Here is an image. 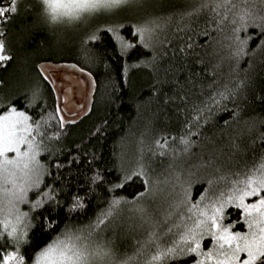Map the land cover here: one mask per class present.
Segmentation results:
<instances>
[{
	"label": "trees",
	"instance_id": "16d2710c",
	"mask_svg": "<svg viewBox=\"0 0 264 264\" xmlns=\"http://www.w3.org/2000/svg\"><path fill=\"white\" fill-rule=\"evenodd\" d=\"M160 5L155 32L126 9L62 30L37 0H17L0 23L11 57L0 66V114L14 106L40 126L37 203L18 239L0 232L5 252L23 264L69 237L104 243L112 264H149L176 243L178 225L192 222L186 206L208 196L224 205L225 225L246 230L242 207L218 200L264 178V0ZM45 59L95 76L92 111L78 123L61 125L36 67ZM193 261L191 253L153 264Z\"/></svg>",
	"mask_w": 264,
	"mask_h": 264
},
{
	"label": "snow or ice",
	"instance_id": "6c2138e0",
	"mask_svg": "<svg viewBox=\"0 0 264 264\" xmlns=\"http://www.w3.org/2000/svg\"><path fill=\"white\" fill-rule=\"evenodd\" d=\"M129 0H41L44 5L45 12L48 13L50 19L56 21H67L69 23L76 20H80L86 16H90L101 11L117 8L121 5L127 4ZM17 0H7L5 5L4 0H0V23H6L12 13L17 11ZM141 32L140 29L137 30ZM4 36V32L0 31V37ZM11 57L5 54V42L0 39V66H3L4 62L10 60ZM29 117L23 112L18 111L14 106L7 109L3 114H0V157H5L7 153L15 152L18 155L27 156L28 153H20V145L27 142L26 135H18V132H24L31 134L33 131L31 125L28 124ZM62 123V121H61ZM23 125V127H18ZM39 124L36 125V130H39ZM187 143V141H183ZM31 147V145H29ZM34 158V157H33ZM14 161L11 159H5L4 163L12 164ZM27 167V165H25ZM264 167V164L261 165ZM253 181L249 179L247 184L251 185ZM264 188V179L260 181L259 187L251 188V191H244L243 195L239 197L240 203L236 207H243L247 215H251L249 211L254 210L259 212L261 216L260 221H254L258 224H264V198H261L257 203L251 205L244 204L245 196H259L260 189ZM116 203H119L118 201ZM224 205L215 208L213 214L208 216V220L211 221V226L214 229H218V232H209L213 240L217 242L218 248L223 251L221 255L223 259H217L216 264H264V227L259 228V235L252 233L251 237L248 235H241L239 232L232 233L229 227H222L218 220L223 218ZM102 222V221H101ZM205 221L197 223L196 227L199 228ZM5 229L7 224L4 225ZM249 227L252 224L249 223ZM8 237L18 239L16 228H12L7 232ZM79 239V238H77ZM191 242L195 243V246H191ZM201 244L196 240V233L193 231L191 235L185 234L181 236L180 241L174 243L171 247L165 250L158 251L152 256L151 262H159L161 260L179 259L181 256L195 253L201 255L199 249ZM245 253L246 258L241 259L240 254ZM204 256L209 259L212 258L211 252L203 253ZM110 256V253L103 249H96L92 252L88 251V248L83 244H77L69 237L65 241L57 240L49 244L43 249L36 257V264H40L42 259H48L50 264H90L92 259L103 260L105 257ZM15 261L16 264H23L24 258L17 257L15 252H5L4 246L0 245V264H10ZM124 264H129L125 261ZM202 264V262H201Z\"/></svg>",
	"mask_w": 264,
	"mask_h": 264
},
{
	"label": "rangeland",
	"instance_id": "374dc122",
	"mask_svg": "<svg viewBox=\"0 0 264 264\" xmlns=\"http://www.w3.org/2000/svg\"><path fill=\"white\" fill-rule=\"evenodd\" d=\"M41 3V0H37ZM161 0H129L127 4L121 5L117 8H113L106 11H101L99 13L86 16L80 20H76L74 22H67L65 21H52L48 15L47 12L44 10V6L41 7V14L46 15L50 22H52L56 27L64 30L65 27L69 28H81V26H86L89 24V22L94 19L98 18V16L102 14L107 15H116V13L119 14L121 10H128L130 11V14L136 15L138 18H140L143 22H145V28L148 30H151V32H155L156 28L152 27L153 24L150 25V23L156 24L158 21H156L155 16L158 15V10L160 9ZM122 13V11L120 12ZM149 26V27H148ZM160 28V27H159ZM17 109V108H16ZM18 111H23L28 117L29 121L28 124L31 125L33 131L31 134H26L24 132H18V135H26L27 136V142L24 144H21L20 147V153L27 152V156L18 155L15 152L7 153L5 157H0V232L1 231H11L12 228H16L17 233L22 231V223L24 221V218L27 216L29 210L33 207V205L37 202H34L31 199V193L33 192L35 194V190H37L40 180L43 174V166L42 163L39 160L38 154H39V147H38V139H39V133L36 130V126L33 123L32 119L30 118L29 114L22 110L17 109ZM6 112V111H5ZM3 112V113H5ZM1 113V114H3ZM18 127H23V125H20ZM31 145V147H29ZM34 157V158H33ZM5 159H11L14 162L12 164H6L4 163ZM27 165V167H25ZM264 179V178H263ZM253 181L251 185L247 184L244 185L240 190H237L236 194H233L232 197H228V194H222L219 195L220 199L218 201H222L225 199V201H229L230 199L234 201V203L237 205L240 203L239 197L243 195L244 191H251V188L253 187H259L260 181L262 180L259 177L251 178ZM248 181V180H247ZM184 189V188H183ZM185 190V189H184ZM261 191V189H260ZM179 195L180 198L186 199V196L184 195V192L182 190V186L180 189ZM223 196V197H222ZM222 197V198H221ZM229 198V199H228ZM261 198H264V196H245L244 197V204L245 205H251L253 203L259 202ZM186 201V200H185ZM134 202V201H131ZM188 202V200L186 201ZM213 201L208 197H204L202 202H199L197 206L188 205L186 206V217H188V220H192L190 224H180L175 228V232H173L172 235L176 234V243L180 241L181 236L188 234L191 235V233L194 231L196 233V240H198L201 244V247L199 249V252L201 255H196L194 253V256H197V261H193L192 263L188 264H216L217 259H223L224 257L221 255L223 251L227 250V246H225L224 250H221L218 248L217 242L213 240L212 236L209 234V232H218V229H214L211 226V221L208 220V216H211L215 210ZM189 207V209H188ZM201 208V209H200ZM244 210V208L242 207ZM251 212V215H247L246 213V219H247V226L246 230L244 232H239L241 235H248L251 237L252 233H256L257 236L259 235V228L264 227V224H258L254 221H260L261 216L259 212H256L254 210H249ZM245 212V211H244ZM200 221H205L204 224H201L199 228L196 227L197 223ZM218 223L222 227H229L228 225H225L223 223V218L218 220ZM249 223L252 224V227H249ZM7 224V228L5 229L4 225ZM180 226V227H179ZM179 227V228H178ZM21 229V230H20ZM230 231L234 234L236 233L229 227ZM177 232V233H176ZM174 238V236H173ZM205 239H208V242H205ZM78 245L83 243L87 248L89 252H92L96 249H103L104 251L108 252L105 248V244L102 242H99L98 244H86L84 240L75 238ZM207 244V245H206ZM191 246H195L194 242H191ZM8 252H15V251H8ZM205 252H211L212 258L209 259L208 257L204 256L203 253ZM16 253V252H15ZM17 257L19 258L20 255L18 253ZM243 253L240 254V258ZM107 258H104L103 260L100 259H92L90 260V264H112ZM10 264H16L15 261L10 262ZM32 264H36V259ZM40 264H50V261L48 259H42L40 261ZM59 264V262H58ZM63 264H67V262H63ZM234 264H238V262H234Z\"/></svg>",
	"mask_w": 264,
	"mask_h": 264
},
{
	"label": "water",
	"instance_id": "95a60500",
	"mask_svg": "<svg viewBox=\"0 0 264 264\" xmlns=\"http://www.w3.org/2000/svg\"><path fill=\"white\" fill-rule=\"evenodd\" d=\"M37 70L49 84L62 126L78 123L93 108L97 82L95 76L74 61L40 60Z\"/></svg>",
	"mask_w": 264,
	"mask_h": 264
}]
</instances>
